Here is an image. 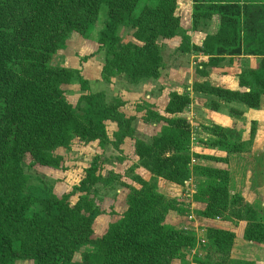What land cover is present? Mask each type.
<instances>
[{
    "label": "trees",
    "instance_id": "trees-1",
    "mask_svg": "<svg viewBox=\"0 0 264 264\" xmlns=\"http://www.w3.org/2000/svg\"><path fill=\"white\" fill-rule=\"evenodd\" d=\"M103 5L106 18L97 37L99 49L107 48L103 80L109 82L118 73L131 83L159 78L165 60L157 39L180 35L178 50L207 56L196 68L201 76H207L208 69L226 56H258L257 67L244 68L238 74L240 88L203 81L195 82L194 89L222 101L260 107L264 94V0H192L191 29L201 20L210 21L201 44L192 43L190 34L180 30L179 0H0V264L20 259H33L36 264H74L75 254L86 244L92 245L84 253L88 264H173L174 259L185 257L182 248L192 245L194 238L191 231L165 221L172 206L159 201L162 196L154 181L182 185L192 175L205 177L195 196L201 202L198 215L210 242L204 264H256L231 258L236 233L214 223L221 217L238 224L228 211L239 205L248 207L241 195L231 192L228 171L190 164L191 128L182 116L191 102L188 93L171 91L162 109L146 100L138 105L144 110L145 121L162 124L150 141L137 138L134 145L140 165L153 174V180L134 176L141 188L130 187L133 191L123 217L101 237L91 238L95 218L102 213L95 200H99V185L104 180L98 156L73 192L61 197L46 189L37 192V187L28 184L23 162L27 153L39 164L57 165L61 160L58 149L70 147L75 139L112 143L120 149L125 139L134 136L136 114L125 112V100H107L103 91H89V82L80 70L48 62L53 52L64 48L71 33L98 19ZM122 25L134 28L135 41L122 44L118 33ZM74 78L79 79L83 91L88 90L80 97L79 103H84L77 105L80 110L65 94L64 84ZM218 105L213 100L212 107ZM111 122L117 127L113 139L107 129ZM202 127L213 136L208 144L227 149L231 128L213 122ZM255 131L253 123L251 137ZM74 192L85 195L71 204ZM35 202L42 209L28 216ZM243 227L244 239L264 244V220L248 218Z\"/></svg>",
    "mask_w": 264,
    "mask_h": 264
},
{
    "label": "rangeland",
    "instance_id": "rangeland-1",
    "mask_svg": "<svg viewBox=\"0 0 264 264\" xmlns=\"http://www.w3.org/2000/svg\"><path fill=\"white\" fill-rule=\"evenodd\" d=\"M179 4L177 12L181 15L180 30L183 33H189V28L191 29L192 27V0H179ZM106 12V6L103 5L98 19L90 23L86 29L71 33L66 40L64 48L53 52L49 56L48 62L53 65L80 70L82 77L89 82V91H103L107 100L115 98L125 100L127 102L123 107L125 112L127 114H136V119L133 121L134 136L125 139L120 149H117L112 143L100 144L98 141L84 143L79 139H75L70 147L58 149L57 152L60 154L61 160L57 165L39 164L28 153L23 158L24 168L29 175L28 184L37 187V192L38 190L46 189L49 193L51 192L61 197L63 194L73 192L74 187L78 186L83 179L85 169L98 156V164L104 180L99 185V200L95 199L102 213L95 218L93 223L91 235L93 239L104 235L113 223L123 217L124 212L128 208V196L133 191L130 187L132 186L135 190L141 188L140 182H137L134 178L135 175H140L144 180L149 182L153 180V174L140 165L134 145L137 138L150 141L151 137L159 132L160 123L145 121L142 117L144 110L140 111L138 105L147 100L154 102L157 109H162L166 102L165 106L168 104V92L170 90L179 87L181 88L179 90H182L181 93H188V87L191 85L192 79H200V76L198 77L195 74L197 66L194 61H198V59L196 60L193 57L194 52L186 54L178 50V45L181 41V37L178 35L172 39H166L161 36L157 39L164 49V68L168 70L165 75L168 77L170 73L169 79L165 77L166 79L163 83H158L153 79H143L138 83H131L125 78L123 73L115 74L109 82L103 80L101 70L106 58L107 48L99 49L97 37L98 31L103 26V21L106 18ZM201 22H205V20H201ZM133 32L134 28L128 25H122L119 28L118 33L122 44L135 41L132 35ZM236 68L239 69V67H234V70H226H232V72L238 71ZM209 69L211 70L212 68ZM64 88L67 99L75 107L78 104L81 107L84 106V103H79V100L88 90L83 91L81 89L78 78H74L69 84H64ZM205 95L208 98L205 105L207 108H210L214 99L211 98V95ZM236 104H244L247 108H245L246 111L242 115H245L249 110V117L253 116L252 112L255 116L260 108H252L242 102ZM81 107H77V110H80ZM189 107L190 104L187 106V112L182 114V116L190 122L191 140L189 150L191 166L203 165L227 170L228 184L231 192L241 195L244 199V204L246 203L245 206H248L241 209L242 205H239L238 208L233 207L232 210L228 211L238 221V224L221 217L217 218L224 222L225 227L232 228L236 233V237L238 233L240 234V236L234 239L231 258L243 260V258L238 257V248L236 246V243L238 244L237 241L240 240L239 237H243L244 232V227L240 223L245 222L248 218L255 217L264 220V146H254L251 133L250 135L248 133L245 134L242 129L237 130L231 127L228 128H231L233 132L226 150H224V147L211 146L208 142L213 139V136H210L204 130L202 123L199 122L196 116L191 120L189 116L191 109ZM223 108L221 112L224 116H227L229 111ZM232 110H230V113ZM230 121L231 119L228 118L227 126L230 125ZM107 129L109 137L113 139V132L117 129L116 124L114 122L109 123ZM202 180H205V177L192 175L191 179H187L182 185L163 179L154 181L157 185L155 189L157 194L160 193V196H162L159 201L172 206V210L166 215L165 221L191 231L194 238L192 245L182 248L185 257L183 259H174L173 264H204L210 255L208 253L210 242L205 237L203 229L204 221L202 216L198 215L201 202L195 197ZM238 181H241L239 185H237ZM84 195L80 192H74L70 198L71 204H75ZM41 209V204L35 202L29 208L27 215L32 216L34 212ZM15 244L18 249L22 248L19 242ZM258 247H251V254H257L258 262L254 261L256 264H264V252L262 253L264 251V244H259ZM90 248H92L91 244L82 246L75 254L73 263L88 264L85 261L84 253ZM213 259L215 260V258ZM247 260L250 261L252 259ZM11 264H36V261L33 259H20Z\"/></svg>",
    "mask_w": 264,
    "mask_h": 264
},
{
    "label": "crops",
    "instance_id": "crops-1",
    "mask_svg": "<svg viewBox=\"0 0 264 264\" xmlns=\"http://www.w3.org/2000/svg\"><path fill=\"white\" fill-rule=\"evenodd\" d=\"M209 29H210V21L205 20V22H201V24H199L196 29H193L192 32L190 31L189 34L191 36L192 43L201 44L203 42V40L205 39ZM186 54H190V53H186ZM193 57H195L196 60L198 59V61H194L196 66H198L199 62L202 59L203 60L207 59V56L204 54H201V53H195V54H193ZM164 60H165V58H164ZM258 61H259V57L255 56V55L226 56L218 66L211 67L212 68L211 70L208 69L209 74L207 76H201L195 70V72H196L195 74L198 75V77L200 76V79H198V78H196V80L192 79L191 85L188 87V91H187L190 98H191V103H190V107H189L191 109V112H189V116L191 117V120H193V117L196 116L199 119V122L202 123V125L207 124L208 122H213V123L220 124L222 126H227V120H228V118H230L231 119L230 125H228L227 127L242 129L243 133H245V134L248 133L249 135H250L251 127H252L253 123H255L256 131H255L254 136L252 137V139L254 141L253 145L257 146V147L264 146V94L261 96L260 108H259L258 112H256V114L254 116V113L250 110L252 112L253 116L249 117L248 116L249 110L247 111V113H245V115H242L243 112L246 111L245 108H247L244 104L240 105V104H236L238 102L222 101L221 99H218L214 96H212L211 98L218 102V104H219L218 108L217 109H214L213 107L207 108V106L205 105V102L208 100L206 95L204 93H199V92L195 91V89H194V83L195 82H203V81H209L213 85H220V86L229 87L232 89H238V88H240L239 87L238 74L244 68H255V67H257ZM167 67H168V64H167ZM220 67H224V68H220ZM234 67H239V69L236 68V69H238V71L232 72V70H226V69H233ZM166 71H168L167 68H163L161 70L160 77L157 79H153V80H156L158 83H163L164 80L166 79L165 77H167L165 75ZM169 75H170V73L168 74V77H169ZM172 75H173V73H172ZM179 89H181V88L178 87L176 89H172L168 92V94L174 90L181 93L182 90H179ZM167 101H168V99H167ZM148 102L154 104V102H152V101H148ZM165 104L163 106L164 108L166 107ZM222 108L229 111L227 116H224V114L221 112ZM231 109L239 110L241 113H235L232 111L230 113ZM231 114H232V116H231ZM235 116H239V117H235ZM159 125H160V129H161L162 124L160 123ZM155 134H157V133H155ZM239 182H241V181H238L237 185H239ZM214 223H219V224L225 225L223 221L218 220V219ZM244 223L245 222L243 221L240 224L244 225ZM238 236H240L239 233L237 234V237ZM239 238H240V240L237 241L238 244L236 243V246L238 248L237 251L239 254L238 257L243 258V260L252 259L250 261H256V263H257L258 262L257 261L258 256L256 253L251 254V247L259 248L258 247L259 244L255 243V242L247 241L242 236ZM250 243H252V244H250ZM234 251H236V250H234ZM233 256H235V255H233ZM251 257H253V258H251Z\"/></svg>",
    "mask_w": 264,
    "mask_h": 264
}]
</instances>
